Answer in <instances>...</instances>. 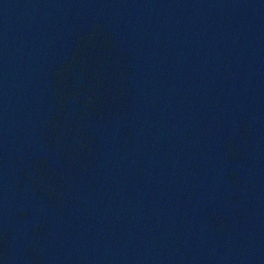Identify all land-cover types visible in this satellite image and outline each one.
Masks as SVG:
<instances>
[{
  "label": "water",
  "instance_id": "obj_1",
  "mask_svg": "<svg viewBox=\"0 0 264 264\" xmlns=\"http://www.w3.org/2000/svg\"><path fill=\"white\" fill-rule=\"evenodd\" d=\"M0 264H264V0H0Z\"/></svg>",
  "mask_w": 264,
  "mask_h": 264
}]
</instances>
